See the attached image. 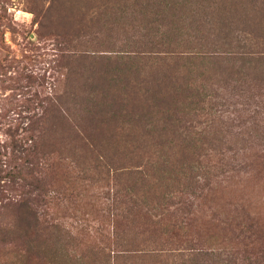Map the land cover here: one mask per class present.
Returning <instances> with one entry per match:
<instances>
[{
  "label": "trees",
  "instance_id": "trees-1",
  "mask_svg": "<svg viewBox=\"0 0 264 264\" xmlns=\"http://www.w3.org/2000/svg\"><path fill=\"white\" fill-rule=\"evenodd\" d=\"M66 1H59V5L65 13L63 21L75 24L74 31L70 30L75 37L66 41L68 47L61 50L60 57L69 67L71 90L58 94L50 89V109L28 124L24 134L10 135L4 145L9 147L7 158L17 161L11 167L8 161L3 162L0 180L7 179L6 184L14 190L15 185L20 186L15 182L21 180L31 191L17 200L0 198V242L20 241L27 251L43 250L59 263L65 259L71 264H225L214 253L180 247V241L167 244L171 234L166 227L161 238L153 239L160 242L153 249L120 250L105 256L102 247L78 256L72 248V235L58 223L40 226L36 205L50 197L53 159L57 163L64 150L91 151L99 159L113 148H154L167 160L164 163L163 157L160 159L163 169L156 179L155 173L153 178L150 172L145 174L142 166L135 170L139 173L131 191L139 199L131 198L132 203L148 206L149 189L145 188L153 185V196L168 201L174 208L172 213L178 212L181 208L171 201L173 196L186 190L193 193L199 183V177L191 173L195 167L189 160L195 152L185 151L199 150L205 142L210 147L225 145V137L231 134L225 118L233 114L234 105L247 106L254 112L246 131H236L235 136L245 139L261 131L264 136V49L252 43L249 35L242 38L244 30L236 35L240 22L246 29L257 24L260 35L250 34L264 41V31L260 32L264 27V0H86V13L82 11L85 4L79 8L82 0ZM141 30L144 34L137 35ZM105 35L107 49L101 50L99 37L101 40ZM140 37L145 39L139 42L138 50L134 43ZM247 44L255 48L249 51ZM247 58L253 64H247ZM219 82L224 83L223 92L219 91ZM255 86H259L258 92ZM124 114L125 120L121 118ZM145 120L148 129L141 128ZM199 121L204 125L193 130L194 122ZM133 130L144 136L129 142L123 135ZM114 160L109 159L106 168L101 161L96 166L117 179L122 169L116 168L114 164L119 161L113 164ZM152 163L150 158L146 166ZM20 188L21 193L24 187ZM113 209L120 212V207ZM151 209L158 207L153 205ZM227 262L231 264L232 260Z\"/></svg>",
  "mask_w": 264,
  "mask_h": 264
},
{
  "label": "rangeland",
  "instance_id": "rangeland-1",
  "mask_svg": "<svg viewBox=\"0 0 264 264\" xmlns=\"http://www.w3.org/2000/svg\"><path fill=\"white\" fill-rule=\"evenodd\" d=\"M59 1L67 2L0 0L2 169L4 161H8L10 167L17 161L9 160L8 154L5 153L9 149L4 146L8 137L24 134L28 124L38 120L44 111L50 109L47 96L50 89H54L58 94L66 89L71 90L67 81L70 70L60 55L61 50L68 47L66 41L75 37L71 36L70 31H74L75 24H72V20L69 23L63 21L65 18L62 16L65 13L61 12ZM85 2L86 0H82L79 8L83 7ZM235 5L237 11H241V6ZM67 7L65 6L64 10ZM69 8L66 10L68 15ZM82 11L86 13V4ZM70 17L72 19V16ZM203 23L206 24L205 21ZM261 23L264 25V21ZM237 25L240 28L238 27L236 35L244 30L245 32L241 33L242 38L249 35L252 43L264 49V41L250 34L252 32L254 35H260L256 30L257 24L251 25L250 29H246L241 22ZM263 31L264 27L260 32ZM127 32H131V29ZM151 32L153 33V30ZM136 34L142 36L144 32L141 30ZM141 39L142 37L138 38L134 43L138 50ZM100 42V49L106 50L107 36L101 37V40L99 37L98 43ZM245 48L252 51L255 47L247 44ZM238 49L240 51V48ZM246 60L247 64L252 63V59ZM217 86L220 87V92L224 91L223 82H219ZM255 87L258 92L259 86ZM231 109L233 114L230 118H225V123L229 122L231 125V134L225 137V145L218 143L215 147H210L205 142L203 147L199 146V150L185 151L195 152L189 156V160L195 167L191 173L199 177V183L198 189H194L193 193L186 190V193L173 196L171 201L178 203L180 211L172 213L174 208L169 206L168 201L155 198L153 185L145 188L149 189L148 206L141 203L134 206L132 203V199H139L133 191V184L137 181L136 176L139 173L135 170L142 166L145 174L150 172L153 178L155 173L156 179L163 169L159 164L160 159L163 157L164 163L167 160L166 155L159 156V152L154 148L144 151L131 147H122L117 151L113 148L110 154L105 156L106 154L102 153L104 157L100 155L99 159L91 151L67 149L57 158V163L53 159V175H49L54 178L50 185V197L36 205L40 226L58 223L61 229L72 235V248L78 256L88 254L93 248L97 250L102 247L106 249L103 255L120 250L138 252L153 249L155 245L160 244L153 239L161 238L162 228L166 227L171 234L166 238L167 244L180 241V247H194L214 253L218 259L224 260L225 264H229V258L232 260L231 264H248V261L264 264V136L262 131L257 136L253 133L245 139L239 135L235 136L236 131H246L250 125V115L254 112L253 109L238 104ZM124 116L125 114L121 118L127 119ZM128 119H131L130 115ZM151 120L153 121V117ZM145 122L146 120L141 124V128L148 129L149 126H145ZM194 123L193 130L204 125L200 121L198 124ZM142 136L144 134L136 133L135 130L123 135L129 142ZM223 141L221 142L224 144ZM149 154L153 165L146 166L149 163L146 158ZM153 155L156 156L153 158ZM168 156L169 160H173L172 155ZM111 158L119 161L114 164V160L113 164L122 169L119 170L122 175L117 179L112 174L107 176L105 169L96 166L101 161L100 164L106 168L105 165ZM6 183L7 179L0 180V198L6 197L5 200H17L22 194L25 197L31 191V187L21 180L15 182L24 187L21 193L20 186L15 185L14 190ZM115 204L117 206H114ZM153 205L158 207V210L153 211ZM115 207H120V212L115 211ZM127 210L132 212L125 214ZM174 215H177V218ZM171 225L173 226L170 227ZM44 252L37 249L27 251L20 241L0 242V264H71L65 259H61L63 263H59L54 256Z\"/></svg>",
  "mask_w": 264,
  "mask_h": 264
}]
</instances>
